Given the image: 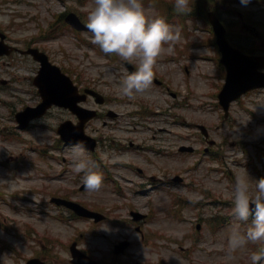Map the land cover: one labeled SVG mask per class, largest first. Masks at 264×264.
I'll use <instances>...</instances> for the list:
<instances>
[{
	"label": "rangeland",
	"instance_id": "1",
	"mask_svg": "<svg viewBox=\"0 0 264 264\" xmlns=\"http://www.w3.org/2000/svg\"><path fill=\"white\" fill-rule=\"evenodd\" d=\"M208 1L195 0L193 10L187 14L176 11V0H142L149 16L156 14L164 17L173 30L179 32V38L169 42L171 50L166 43L153 67L161 77L166 71H172V79L168 82L179 94L173 99L153 83L132 97L122 95L118 87L119 78L126 76L122 59L115 53H104L92 42L91 33H79L59 18L64 12L73 11L87 22V13L94 7L95 0H0V31L8 34L12 44L22 46V42L34 36L38 41L35 46L45 50L51 60L62 66L76 81L82 80L84 85L94 84L109 97L116 96L124 101L131 99L135 103L131 106L134 108L138 107L139 101H143L152 110L145 118L148 121L140 118L128 120L126 116L120 119L122 130L104 126V120L93 122L90 128L96 129L94 134L107 146V151L102 150L98 156L118 183L104 178V167L97 168L96 171L103 176L101 186L85 194L78 192V198L94 206L106 207L107 211L125 207L119 211V220L123 227L131 228L111 230L108 223L99 228L80 221L71 223L68 233L52 223L50 218L56 213L49 203L51 192L57 189L54 184L63 185L59 175L64 171L61 159L64 152L56 147L55 129L67 114L55 111L31 130H17L15 115L18 109L38 100L31 81L37 64L19 55L0 59V79L10 80L6 87L0 89V172L3 175L16 172L20 177L18 189L28 190L31 185L34 186V205L22 203L25 214L22 221H34L35 239L47 240L52 233L72 235L77 229L85 234L88 232L87 247L106 251L121 233L123 237L134 240V254L141 253L156 261L165 260L171 264H252L250 254L256 248L258 250V246H264V241H256L255 245H251L253 241H248L243 247L230 251L228 239L232 228L214 232L208 226L203 232V239L197 241L198 237L201 239V233L197 231L196 223L228 212L227 206L222 203L233 202L236 181H246L249 194L254 195L256 180L264 177V90L246 95L233 105L231 118L224 119L216 95L225 78L219 68L216 38L206 21V6L212 5ZM216 1L221 5V18L230 25L232 38L244 46L264 50V0L246 5L241 0ZM249 17L255 23L247 22ZM44 32L52 38H42ZM130 61L137 64L135 60ZM124 104L120 109L127 113L129 108ZM138 121L142 122L136 127ZM196 123L208 127L217 141L210 155L203 153L208 145L193 127ZM149 126H153L154 134ZM161 128L170 133L159 132ZM129 140L136 145L141 144V149L137 150L136 146L133 151L119 152ZM180 145H192L198 151L194 155L179 154L175 157L172 152ZM151 148L156 153L150 152ZM65 155L73 159L74 153L72 149H67ZM212 156L220 160H214ZM115 162L141 167L147 174L141 177L135 168L117 169L113 167ZM23 164H32L34 169L24 168ZM166 173H171V176L180 174L184 183L161 184V187L146 190L151 186L148 175L164 177ZM32 175L33 181L26 180ZM69 183L70 187L76 186L77 191L79 184ZM36 188H42L40 194L35 192ZM22 196L29 197L28 194ZM198 201L202 202V207H193ZM132 208L148 214V222L143 224L147 236L145 240L135 232V223L129 214ZM170 208L176 209V215ZM153 231L162 233L159 236L164 235V240L159 242L156 236L150 239ZM102 234L107 238L101 237ZM61 239L64 240V234ZM5 240L11 243L7 237ZM95 255L101 256V253Z\"/></svg>",
	"mask_w": 264,
	"mask_h": 264
},
{
	"label": "clouds",
	"instance_id": "2",
	"mask_svg": "<svg viewBox=\"0 0 264 264\" xmlns=\"http://www.w3.org/2000/svg\"><path fill=\"white\" fill-rule=\"evenodd\" d=\"M195 0H176L175 9L180 13H190ZM251 0H241L248 4ZM87 29L91 39L104 53H115L122 60H135L136 70L122 78L118 87L121 94L132 97L147 89L153 79V67L166 43L179 38L164 17L146 13L142 0H95L94 7L87 13ZM74 153L71 167L83 173V183L87 189H98L103 176L95 171V162L82 158L85 152L82 143L71 146ZM254 195L249 194L248 183L238 180L233 196V214L239 221L251 223L241 232L239 225L232 228L228 239L230 251L241 248L248 241H264V177L256 180ZM252 264L264 262V249L250 254Z\"/></svg>",
	"mask_w": 264,
	"mask_h": 264
},
{
	"label": "water",
	"instance_id": "3",
	"mask_svg": "<svg viewBox=\"0 0 264 264\" xmlns=\"http://www.w3.org/2000/svg\"><path fill=\"white\" fill-rule=\"evenodd\" d=\"M211 23L218 37V44L222 52V63L227 68V83L220 94V99L228 111L230 102L242 94L257 87L264 86V73L260 69L264 67V56H248L240 50L234 49L226 39V30L218 19L211 14ZM41 92L45 99V105L56 102L71 106L74 104L75 89L67 77H64L55 67L45 65L44 72L38 80ZM29 115L26 120L34 117ZM83 136L78 134L77 138Z\"/></svg>",
	"mask_w": 264,
	"mask_h": 264
},
{
	"label": "flooded vegetation",
	"instance_id": "4",
	"mask_svg": "<svg viewBox=\"0 0 264 264\" xmlns=\"http://www.w3.org/2000/svg\"><path fill=\"white\" fill-rule=\"evenodd\" d=\"M43 259H46V260L48 261V258H47V257H44V256H43ZM49 262H50V264H60V263L55 262V261H49ZM49 262H48V263H49Z\"/></svg>",
	"mask_w": 264,
	"mask_h": 264
}]
</instances>
